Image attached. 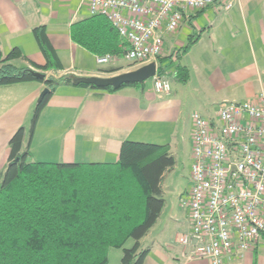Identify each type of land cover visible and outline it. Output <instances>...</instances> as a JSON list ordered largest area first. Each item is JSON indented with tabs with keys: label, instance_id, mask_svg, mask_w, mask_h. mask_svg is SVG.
<instances>
[{
	"label": "crops",
	"instance_id": "1",
	"mask_svg": "<svg viewBox=\"0 0 264 264\" xmlns=\"http://www.w3.org/2000/svg\"><path fill=\"white\" fill-rule=\"evenodd\" d=\"M90 16L88 0H0V50L6 54L13 48L21 49L26 59L13 61L17 68H32L30 61L44 64L46 58L33 30L45 25L62 63V70L49 71L48 75L111 77L128 72L119 64L123 56L111 64L98 65V56L74 43L71 26ZM187 19L177 33L165 38L166 67L173 61V50L199 36L171 63L165 75L171 77L169 95L155 92L153 78L150 84L148 80L143 84L144 89L141 85L125 86L112 93L61 85L43 110L30 147L32 161L53 163H115L126 140L166 145L172 156L180 147L181 151L189 150L186 189L172 205L165 199L161 217L141 238L143 247L151 250L144 264H210L206 259L183 260L176 237L189 227L182 201L191 187L192 116L199 112L212 118L221 102L254 100L264 87V0H218L201 13H190ZM197 19L208 24L196 28ZM170 39L179 45L169 48ZM178 64L187 69L186 82L175 75ZM156 65L159 68L158 59ZM111 68L119 70L106 72ZM44 88L45 83L38 81L0 86V180L10 154V137L24 126L27 144L32 113ZM232 258L227 264H264V237L253 249L237 250Z\"/></svg>",
	"mask_w": 264,
	"mask_h": 264
},
{
	"label": "trees",
	"instance_id": "2",
	"mask_svg": "<svg viewBox=\"0 0 264 264\" xmlns=\"http://www.w3.org/2000/svg\"><path fill=\"white\" fill-rule=\"evenodd\" d=\"M71 33L74 43L96 56H124L118 31L101 15L76 21ZM33 35L46 58L44 64L30 61L32 68H17L12 62L26 59L21 49L6 54L0 50V86L38 81L49 89L36 103L27 144L24 126L10 137V154L0 180V264H108L111 248L123 251L120 264H144L151 250L143 247L141 238L153 229L166 205L163 179L173 170L175 156L166 145L126 140L115 163L32 161L35 127L59 86L111 93L140 86L98 89L90 84L75 85L72 75H48L62 70V63L45 25L34 28ZM198 38L174 50L170 59L179 60L180 51L186 53ZM165 60L158 58V75L165 76L173 63L165 67ZM175 70L180 80H188L185 66L178 64ZM130 240L134 244L127 248Z\"/></svg>",
	"mask_w": 264,
	"mask_h": 264
},
{
	"label": "built area",
	"instance_id": "3",
	"mask_svg": "<svg viewBox=\"0 0 264 264\" xmlns=\"http://www.w3.org/2000/svg\"><path fill=\"white\" fill-rule=\"evenodd\" d=\"M215 0H88L91 15H101L118 31L124 58L140 66L156 62L167 34H175L195 13ZM99 55L98 65L119 60ZM157 94L169 95L170 78L155 75ZM251 101H224L212 118L192 116L191 187L183 200L186 231L176 235L185 261L227 264L264 237V87Z\"/></svg>",
	"mask_w": 264,
	"mask_h": 264
},
{
	"label": "rangeland",
	"instance_id": "4",
	"mask_svg": "<svg viewBox=\"0 0 264 264\" xmlns=\"http://www.w3.org/2000/svg\"><path fill=\"white\" fill-rule=\"evenodd\" d=\"M194 13V12H193ZM204 20H196V22L194 23V25L197 26H202V25H207L208 23L205 22L206 24H203ZM184 23V22H183ZM200 29L198 28L197 32H199ZM183 41V39L181 40ZM186 43V42H184ZM168 46L169 48H171L174 45H179L177 43V41L174 40H169L168 41ZM174 51V50H173ZM172 51V53H173ZM171 53V54H172ZM168 52L166 49L163 50V54L161 57H163L164 55H167ZM13 63V62H12ZM111 64V63H110ZM120 65L124 66L123 68L129 70V71H133L134 69L138 68L137 64H132L130 62H128L126 59L122 60V62L119 63ZM171 79V77H169ZM152 79H149L147 81L148 84H150ZM186 146L183 147V149ZM177 156V160L175 165L173 166V170L169 171L165 177H164V181H163V192H164V198L166 199V202L169 203V205H172L171 202H173L175 199H177V197L179 196V194L181 192H183L186 187H187V179H186V174L187 171L190 169L189 165L191 162V156L189 155V150L186 148L184 149V151H181V147L180 149H178L176 155ZM134 244L133 240H130V242H128L126 244L127 248H130V246H132ZM110 257H109V263L110 264H120V259L122 256L123 251L121 249H115V248H111L110 249Z\"/></svg>",
	"mask_w": 264,
	"mask_h": 264
},
{
	"label": "water",
	"instance_id": "5",
	"mask_svg": "<svg viewBox=\"0 0 264 264\" xmlns=\"http://www.w3.org/2000/svg\"><path fill=\"white\" fill-rule=\"evenodd\" d=\"M157 71V65L155 62H151L146 64V66L134 69L133 71L123 72L122 74L111 75V77L104 76H73L72 80L75 85L77 84H90L98 89L105 88H120L124 84H135L138 83L142 86L143 84L155 77ZM39 75V73H38ZM144 89V88H143ZM42 94L40 95L38 102L43 100V97L49 93V89L46 87L42 90Z\"/></svg>",
	"mask_w": 264,
	"mask_h": 264
}]
</instances>
